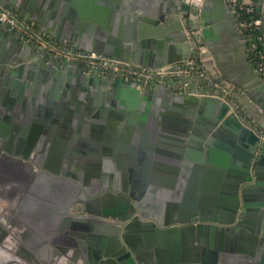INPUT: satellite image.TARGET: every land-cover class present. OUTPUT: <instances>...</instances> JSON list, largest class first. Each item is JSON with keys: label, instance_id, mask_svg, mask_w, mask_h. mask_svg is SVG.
<instances>
[{"label": "water", "instance_id": "water-1", "mask_svg": "<svg viewBox=\"0 0 264 264\" xmlns=\"http://www.w3.org/2000/svg\"><path fill=\"white\" fill-rule=\"evenodd\" d=\"M0 1L42 26L44 9L62 11L65 27L43 26L47 35L147 67L183 63L192 56L191 38L200 48L209 46L218 62L211 41L220 39V27L239 30L227 0L202 5L97 0L93 9L103 25L111 14L132 22L126 32L114 26L112 40L94 42L88 21L76 15L80 0ZM81 3L89 12L91 1ZM12 124L76 128L61 153L82 155L80 166L87 175L79 176L86 186L80 209L87 212L71 214L78 191L73 197L62 186L78 185L79 177L58 175V168L47 166L39 154L41 143L26 142L20 149V141L15 151L0 148V264H222L223 259L225 264H264V128L247 124L228 96L197 91L194 77L145 82L88 72L47 54L0 21L1 145ZM78 141L79 149L72 150ZM96 157L99 170L115 164L118 173L129 169L145 185L156 174L179 175L178 185L188 183V193L173 210L177 218L171 219L170 211L163 218L164 208L151 198L140 200L126 186L128 193L106 190L90 199L95 191L88 186V169ZM12 187L29 190L18 208L3 194ZM38 196L50 212L44 219L37 217ZM28 217L45 221L47 234L37 230L46 237ZM71 222L78 232L68 229Z\"/></svg>", "mask_w": 264, "mask_h": 264}, {"label": "flooded vegetation", "instance_id": "flooded-vegetation-1", "mask_svg": "<svg viewBox=\"0 0 264 264\" xmlns=\"http://www.w3.org/2000/svg\"><path fill=\"white\" fill-rule=\"evenodd\" d=\"M75 132L76 128L74 130H69L68 126H65V124H59L54 127L52 126V124H12L10 130H8L7 134L1 139L2 145L0 144V148L5 151H8V149L11 148V150L15 151L18 149L20 141L22 143V147H20V149H24L26 142L31 141V143H35L36 146L41 143L42 146L39 150V154L44 155V163L47 166H53L59 169L58 175L68 177H72L73 175H77L78 177L85 176L87 175V173L85 172L84 168L80 166V162L82 160V155H80V152L71 151L70 153H61V151L65 148V146L63 145L65 144L64 140H66L67 136L70 133L74 134ZM141 133L142 132L140 131L138 134ZM117 134H122V128L117 131ZM78 143L79 141L77 142L76 146H71L72 150L79 149ZM3 145L6 148L3 147ZM144 158L145 157H143V159ZM95 159L96 160H93L94 162H92V168H87L88 170H91V172L88 173V175L90 176V179L88 181L89 189L95 191L94 195H91L89 197L90 199L95 198L102 191L106 190H112L115 193L122 194L128 193V191L123 188L124 186H126L128 190H132L134 195H139L140 200L145 201L147 198H151V201L153 203H156L153 205L164 208L162 215L163 218H166L165 215L167 211H170L171 219L177 218L173 210L175 208L177 210L180 208V205L183 203V201H185L186 194L188 193V183L185 186L183 184L178 185V181L180 179L179 175L174 177L172 175L164 176L163 174H156L151 177L152 179L154 178V180L151 179L150 185H145L143 183H140L139 178L135 179L134 175H131L129 169L121 170V172L119 171L120 173H118V169L115 164L113 165L112 169H109V171L105 172L103 170H99L96 165L97 163L95 162L98 161V158L96 157ZM47 170L51 171L49 168H47ZM80 178L81 177L75 178L78 182V185L69 184L70 186H68V184H65L64 186H62V189H71V194L73 195V197L75 195L73 192L78 191L79 198L74 202V205L70 207V212L72 215H79L81 213L84 214L87 212L80 209L81 207L85 206L84 202L81 201V194L86 192L85 182ZM4 193L8 195H5V197L9 198L13 202L14 207L18 208L21 204V201L26 197V194L29 193V190H21L17 187H12L9 188L7 192L4 190L3 194ZM38 198L40 199L41 196H38ZM129 198L136 202V199L130 194ZM35 203L39 205V207H41V210L36 211L38 218H43L45 215H50V212L47 213V202L44 201V198H41V200L38 201L35 200ZM5 204L8 205L7 202H5ZM144 204L148 205L149 203ZM189 206L190 204L187 207ZM176 212L178 213V211ZM191 213L192 211H190L191 217H194ZM2 214L3 213L0 212V216H2ZM38 218H29V220H31L30 222L32 223L30 225H34L35 227H37L32 228L36 229V231L39 232L41 236L46 237L45 235L47 234V231L45 229V226H43V224H45V221L39 220ZM19 220L24 221L25 219L19 217ZM75 227L76 226H72L71 222V225L68 229L78 232V229ZM38 228L40 230L44 229V232L46 234H42L40 230H37Z\"/></svg>", "mask_w": 264, "mask_h": 264}, {"label": "crops", "instance_id": "crops-1", "mask_svg": "<svg viewBox=\"0 0 264 264\" xmlns=\"http://www.w3.org/2000/svg\"><path fill=\"white\" fill-rule=\"evenodd\" d=\"M80 1L82 2V0ZM90 1V11H83L84 7L82 8V3L79 2V7L76 8V15L85 17L82 18L83 22L86 20L88 21V33L92 32V39L94 42L99 39L107 42L112 40L113 37H117V34L114 32V26L118 28V32H126L129 24L132 22L131 19L126 16H119L118 19H116L113 14L110 15L111 12H107L104 17L109 20L107 16L110 15V21L108 25L104 21L103 25V23H100V21L96 19V12L95 9H93L96 8L98 4L97 0ZM30 3H33L32 0H30ZM51 10L50 8L44 9L43 21L45 24L43 26L45 28H64L65 22L62 20L63 18H60L62 11L57 13L55 10ZM70 12L71 11L68 10L67 14L64 13V19H69L68 15ZM38 26L41 29L43 27L41 24H38ZM219 34V40L211 41L212 47L216 50L218 62L215 60L209 46L206 45L200 48L194 41H191L192 46L190 48V54H200L202 64L209 74L208 77H194L195 89L197 91L202 90L203 92L208 90L219 92L224 96H228L234 101V108L239 112L247 124L259 129L264 128V78L262 77V82L250 65V63L253 62L247 49L248 40L239 30L230 28L227 25L220 27ZM49 35L51 36V34ZM66 44L70 45L68 42H66ZM172 64L176 65L178 63ZM253 65L255 67L254 63ZM242 85H245V87ZM226 89L227 92L225 91ZM221 263L225 264L228 262L223 259Z\"/></svg>", "mask_w": 264, "mask_h": 264}, {"label": "built area", "instance_id": "built-area-1", "mask_svg": "<svg viewBox=\"0 0 264 264\" xmlns=\"http://www.w3.org/2000/svg\"><path fill=\"white\" fill-rule=\"evenodd\" d=\"M189 4L202 5L204 0H185ZM264 0H227L235 23L247 38V49L257 72L264 78ZM0 21L18 32L22 39L32 43L47 54L64 61L83 66L88 72L99 71L112 76L122 75L125 80L161 81L163 77H208L200 54L192 55L178 66L147 67L127 60L107 56L95 50L75 48L47 35L36 22L26 20L0 1ZM193 41V38H191ZM195 42V41H194ZM262 45V47H261ZM197 52V50H196ZM177 66V67H176ZM227 92V89L225 90ZM204 93H216L206 91ZM222 95V94H221ZM224 96V95H223ZM263 129V128H261ZM264 134V131H262Z\"/></svg>", "mask_w": 264, "mask_h": 264}, {"label": "trees", "instance_id": "trees-1", "mask_svg": "<svg viewBox=\"0 0 264 264\" xmlns=\"http://www.w3.org/2000/svg\"><path fill=\"white\" fill-rule=\"evenodd\" d=\"M261 47H262V45H261ZM264 47V46H263Z\"/></svg>", "mask_w": 264, "mask_h": 264}]
</instances>
